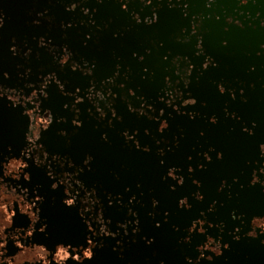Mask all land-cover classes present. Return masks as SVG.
Masks as SVG:
<instances>
[{"label":"flooded vegetation","instance_id":"obj_1","mask_svg":"<svg viewBox=\"0 0 264 264\" xmlns=\"http://www.w3.org/2000/svg\"><path fill=\"white\" fill-rule=\"evenodd\" d=\"M10 1L0 0V42ZM25 1L23 28L8 35L6 56L0 51V264H236L248 237L263 244L264 205L253 212L258 224L247 226L238 209H219L216 200L193 211L177 188L190 174L179 158L182 138L192 126L203 129L206 114L194 87L210 81L234 120L231 104L264 85L263 76L244 77L231 65L225 36L221 51L208 44L215 26L264 31V0H113L119 16L100 11L101 0ZM165 5L178 24L163 38ZM250 47L264 54V43ZM105 50L109 69L100 74ZM218 68L229 72L216 76ZM221 130L226 139L236 128ZM116 145L122 156L103 163L100 148ZM213 154L222 152L208 145L198 156L206 164ZM147 155L174 205L129 159ZM262 156L253 176L264 184ZM192 178L201 200V181ZM226 214L235 218L230 225Z\"/></svg>","mask_w":264,"mask_h":264},{"label":"rangeland","instance_id":"obj_2","mask_svg":"<svg viewBox=\"0 0 264 264\" xmlns=\"http://www.w3.org/2000/svg\"><path fill=\"white\" fill-rule=\"evenodd\" d=\"M73 0H68L72 3ZM202 2L203 0H197ZM229 5H234L235 0H221ZM12 19L5 25L3 29V39L0 42V51L6 56L8 47V35L15 31L19 32L23 28V9L25 0H11ZM9 2V3H10ZM99 5L100 11L106 12L110 10L116 16L120 15V11L116 6H112L113 0H101ZM261 4L263 0H258ZM8 3V6H9ZM178 24L175 9L165 5L162 9V18L159 22L160 33L163 38L174 30ZM222 28L215 26L209 34V45H218V51H221ZM228 46L235 51L233 57L227 58L233 67L244 77L251 78L259 73L264 79V54H257L251 49L250 45L257 47L259 41L264 43V31L253 29L252 27L236 26L228 30ZM107 43H114V39L108 37ZM129 49H132L133 43L128 41ZM7 62V59H4ZM263 63L261 67L257 66L253 72L247 70L249 64L256 65ZM109 69V60L107 50L100 56L99 73L105 74ZM229 71L223 68H218L215 75L227 73ZM155 83L146 84L148 88H153ZM196 98H203L207 104L201 109L206 113L201 119L203 129H197L192 126L185 137L182 138V146L179 151V158L183 164L185 172L190 174L185 178L183 184L177 188V193L190 199L192 210L198 211L204 209L207 205L216 200L219 209H229L233 207L238 209L246 219V224H258L253 211L264 205V184L254 179V174L257 166L260 164L262 154H264V102H260L258 97L264 95V85L258 84L250 90L249 96L244 100H236L231 106L237 112V118L232 120L223 111V95L218 89L207 80H204L202 86L194 87ZM194 102L191 98L187 102ZM197 107L193 104L192 108ZM214 115V116H213ZM242 122L252 129L254 135L247 136L242 127ZM234 126L235 132L230 133L225 139L222 133V127ZM216 133L221 139L212 141V133ZM223 139V140H222ZM208 145L214 146L222 152L221 157L214 154L211 159L205 164L198 156L201 149H205ZM100 151L103 157V163H112L122 156L119 147L116 145L113 148L101 147ZM192 154L193 158L187 160V155ZM136 163L137 166L144 169L147 173L146 181H151L155 185V192L166 200L169 205L175 204L173 194L165 185L164 177L161 170L155 164L151 155L144 158H129ZM192 177H196L201 181L200 190L202 199L195 200L193 192L196 189V182ZM124 179H129V176L124 175ZM236 191L238 197L228 198V191ZM260 213V212H259ZM224 219L228 225L235 221V218L230 215H224ZM166 240V242H168ZM260 251L264 255V243L259 244L253 238H247L239 246V254L235 260L236 264H264V258L259 259L253 257V252Z\"/></svg>","mask_w":264,"mask_h":264},{"label":"water","instance_id":"obj_3","mask_svg":"<svg viewBox=\"0 0 264 264\" xmlns=\"http://www.w3.org/2000/svg\"><path fill=\"white\" fill-rule=\"evenodd\" d=\"M227 32H228V31H227ZM227 32H222V36H225V39L228 40V35H227L228 33H227ZM261 43H263V42L259 41V42H258V46H259V44H261ZM257 64H258L259 67H261V65H263V63H261V62H259V63H257ZM258 75H259V76H263V75H260L259 73H258ZM258 99H259L260 102H264V101H262V100H264V95L258 97ZM222 106H223V103H222ZM253 212H254V211H253Z\"/></svg>","mask_w":264,"mask_h":264}]
</instances>
